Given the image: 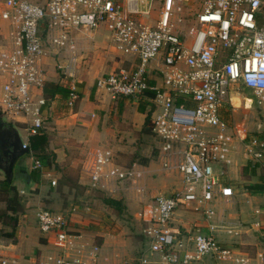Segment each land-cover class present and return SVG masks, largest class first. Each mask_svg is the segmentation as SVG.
<instances>
[{
  "label": "built area",
  "instance_id": "built-area-1",
  "mask_svg": "<svg viewBox=\"0 0 264 264\" xmlns=\"http://www.w3.org/2000/svg\"><path fill=\"white\" fill-rule=\"evenodd\" d=\"M153 0H0V19L7 29L0 38V112L8 121L24 115L28 137L42 126L49 100L41 58L62 55L57 68L68 93L65 105L73 108L79 98L76 86L78 45L75 34L92 31L99 24L110 30V46L134 59L129 68L102 73L98 88L117 101L141 98L151 102V132L157 143V160L166 172H177L182 187L143 202L139 218L147 238L139 264H254L236 254L212 234L183 232L173 225V213L181 205L211 217L207 205L217 197L226 200L233 189L225 174L235 147H240L251 166L261 170L264 186V129L247 133L226 117L235 111L234 92L251 90L264 113V0H203L195 24L177 32L183 0H162L154 27L141 19V9ZM67 55V56H66ZM148 91L153 95L149 96ZM233 91V92H232ZM238 94V95H237ZM249 105L253 106L250 96ZM249 97V98H248ZM240 103V100H239ZM82 172L86 185L111 194L145 192L147 167L137 161L121 163L112 149H94ZM33 168L43 169L33 158ZM54 185L52 173L44 171ZM264 192V191H263ZM258 211V210H256ZM72 214L47 208L35 213L37 225L57 255L47 254L37 264H96V256L72 255ZM5 262L2 261V264Z\"/></svg>",
  "mask_w": 264,
  "mask_h": 264
},
{
  "label": "crops",
  "instance_id": "crops-1",
  "mask_svg": "<svg viewBox=\"0 0 264 264\" xmlns=\"http://www.w3.org/2000/svg\"><path fill=\"white\" fill-rule=\"evenodd\" d=\"M0 21L1 27H3L0 29V36L3 38L2 33L6 31L7 24L2 19H0ZM75 37L78 45V53L80 54L78 56L77 66L81 69L76 83L79 98L73 108H64L58 116H55L56 118L54 117L56 122L66 124L67 129L63 133L66 134L65 138L67 139L60 142L56 147L50 148H52L55 152L56 162L64 169L65 174L71 176L73 179H76L78 184L84 186L86 185L87 179L85 176L86 174L82 172L81 165L83 164L85 150L92 149L95 145L94 143L98 142V137L106 139V141L110 140L108 143L111 144L119 132V130L114 129L118 128L116 123L118 119L116 116L119 110L112 111L110 107L114 108L116 105L121 107L122 102L120 103L118 100V102L114 100H112L113 102H110L108 100V94L101 88L97 87L96 80L100 75H102V73L112 71L117 68H129L133 64L134 59L132 57L126 58L124 55L118 53L110 46V42H108L107 37H104L102 34H98L97 31L78 32L75 34ZM53 58L54 61L58 60L59 62V59H62L63 56L56 55ZM43 64L46 65V73ZM47 65L49 66L48 58H41V67L44 71L45 82L54 81L62 84L60 75H57V72L54 73L52 71H48ZM122 99L131 101L128 98ZM59 101H65V98L63 96L56 95L49 99L48 105L44 109L47 111V114H53V112L58 109L56 102L58 103ZM53 104L56 105L53 106ZM120 114L121 113H119V115ZM144 118L145 114L138 110V102H136V110L134 115H132V119L137 121V125L135 126L136 131H134L136 135L143 124ZM137 144L138 143H136L134 151L138 147ZM113 146H115V144H113L112 147ZM141 151L143 154H147L143 147ZM237 157L239 158L237 159ZM235 159L238 161L235 162ZM145 166L149 170L144 181L146 194H152L151 197H153L158 194H170L171 192L177 190V188L171 189L168 192L158 190L161 189L162 185L158 183L159 180L157 179L163 175H165L164 177L167 179H172L176 175L174 174V171H163L157 165L153 167L151 163H148ZM250 167L252 166L245 158L242 148L235 147L231 154V162L225 174V183L230 185L233 189L232 197L228 200L223 197H217L215 203L208 204L207 207L209 205L218 206V210L215 211L212 209L214 211L212 214V216H214L213 218L212 216H206L202 212L205 216V218L201 220L200 225L202 227H192L188 223L173 225L181 229L183 232H194V228L199 231L206 227V233L212 235L214 233L216 238H219V242L221 244L232 247L236 254L248 256L250 261L254 264H264V192H251L248 188L250 185L257 183L258 177L262 176L259 168L257 169L256 176L250 175ZM49 172L52 173L51 177L54 178L53 174L55 171ZM42 177L46 180L45 182L40 183L38 191L35 193L28 192V188L26 187H29V185H26V187L23 188L22 185L19 186L22 188L20 189V192L24 194L25 198L28 200L29 208H26L18 215V220L16 226L14 227V239H16V230H18L17 236L20 238L19 236L22 235L21 231H23L24 228L26 230L27 225L37 222L35 213L37 209L40 208V204H44L45 201L48 200L47 202H49V204L55 205V203L59 201V199L55 197L56 193L50 192L48 189L47 181H51V179L46 177L44 174ZM177 177L178 180L180 178L181 184L182 180L180 175ZM1 179H3V177L0 174V180ZM54 179L56 180V178ZM158 185H160L159 188ZM181 186L182 185H180V188ZM64 187L67 188V186ZM3 206V202L0 201V208H3ZM31 207L33 208L34 214L30 213ZM210 218L212 219L209 220ZM187 225L190 227H187ZM3 227L6 231L11 230L9 225L2 224L0 221V229ZM0 238L6 240V238L1 235ZM43 238H45L44 241L41 240L42 237H40L39 241L46 244L45 246H47L46 239L51 243L50 239L46 236ZM78 243L79 242L74 241V245L80 246ZM0 245L4 247L6 243L4 241H0ZM23 247L24 245H19L17 247V251H19L20 254L17 251L14 252L10 249L5 250L4 252L0 251V260L4 261V264H16L18 259H21L26 254ZM32 247L33 248L30 251V259L34 260L36 259L35 257L37 256L36 254H38L37 252L39 250L34 246ZM74 249L78 248L74 247ZM40 258L41 256H38L37 261ZM2 261L0 264H2Z\"/></svg>",
  "mask_w": 264,
  "mask_h": 264
},
{
  "label": "rangeland",
  "instance_id": "rangeland-1",
  "mask_svg": "<svg viewBox=\"0 0 264 264\" xmlns=\"http://www.w3.org/2000/svg\"><path fill=\"white\" fill-rule=\"evenodd\" d=\"M29 1L43 4L44 1L46 0H29ZM161 1L162 0H153L149 2L147 6L142 4L139 6L141 9H144L145 7L150 9L151 13L148 15L141 16V19L146 23H148L149 25H151L152 27H154L155 25L156 18L161 6ZM202 2L203 0H183L180 3L181 11L175 12L173 15L174 21H176L177 18L181 19V22L177 23V27H176L177 32L186 33L189 27L196 23L195 15L199 10H201ZM2 28L3 27H1V21H0V29ZM92 31H97L98 34H102L104 37H107L108 42H110L111 32L105 26V24H99V26L97 28H94ZM54 56L56 55L52 53H47L45 56L42 57V59L48 58L49 61V66L47 65L48 71H52L54 73L57 72V75H61L60 70L57 68L58 60L54 61L53 58ZM125 57L128 58L130 56L126 55ZM43 67H45L44 70L46 73V65L43 64ZM80 72L81 69L77 68L76 81H78V75H80ZM231 95L235 96L232 98V101L235 105H239V107H236L235 111H227L225 113L226 117L230 121H232L235 126L241 127L248 134L253 133L254 131L260 129L263 130L264 129L263 109L256 104L255 96L253 95L251 90H247V93L245 91H241L240 95L237 94L239 96V99L238 97H236V94H234V92L231 93ZM107 96H108V100L110 102H113L110 99L109 94ZM243 96H250L253 101V106L252 105L250 106L249 105L250 100L247 98L244 99ZM130 100L131 101H128L126 99H120L118 101H120V103L122 102L121 107L120 106L118 107L117 105L114 108L110 107L112 111L119 110L116 116L118 119V121L116 122L118 128H114L119 130V132L117 133L115 140L111 143L112 145L115 144V146L112 147V145L108 143L110 142V140L106 141V139H102L101 137H98L97 139L98 142L94 143L95 145L93 146V148L85 150L83 164L81 165L82 168L85 166L86 161L90 158L89 157L90 153H92V151L97 148L113 149L116 159L119 162H123L127 164L131 161H135L132 159L131 153L134 152L136 143L138 144L140 143L139 145L137 144L138 147L139 148L143 147L147 154L150 153L151 155L152 153V158L149 163H151L153 167H155L156 165L160 167V162L157 160V157L153 155V151H152L153 149L152 144L154 145L153 138L150 135H143V137L140 136L139 138V136L134 133V131H136L135 126L137 125V121L132 119V115H134V112L136 110L137 101L133 99ZM56 104L58 106V109L55 110L53 114H47V111H45L42 116L43 119L42 125L48 136L49 148L50 147L54 148L60 142L65 141V139H67L65 138L66 134L63 133L67 129L66 124L64 123L60 124L55 121L56 119H54L55 116H58L59 113L64 108L67 107L65 105V101L62 102L59 101L58 103L56 102ZM56 104H53V106H55ZM119 113L121 114L119 115ZM3 115L4 117L7 116V114H3ZM25 119L26 116L24 115H17V118L12 119V123L15 124L19 129L20 137L21 140L23 141H27L26 132L24 129L26 127L25 124L22 123V121ZM29 154L30 153L27 152L23 154L21 157H19L21 162L19 165H17L14 168L11 178V180H13L14 182V185L17 187L19 195H24L20 192V189L26 187L27 185L25 183L26 179L24 178L25 172L33 169L32 161L33 158L36 159V155L30 156ZM238 158L239 157H237V159ZM237 159H235V162L238 161ZM138 160L140 161V158H138ZM41 162H43L42 159ZM0 174L4 179V175L1 172ZM174 174L176 175L172 179L171 178L167 179L166 177H164L165 175L160 176L157 180H159L158 183H160V185H162L163 187L161 186V189L158 190L162 192L163 191L168 192L171 189L180 188L182 182L180 184V178L178 180L177 176L179 174L175 172ZM53 175L54 178H57L56 186H58V182H59L58 179L60 174H58V172L56 171ZM20 185H22V188L19 187ZM160 185H158V188ZM120 195L122 197L121 203L123 205L120 214H115L114 212L111 211V209H109L105 204H103L98 193L87 195L79 190L76 191V195L74 197L73 196H70L69 198L65 197L63 200L59 198V201H57L55 205L40 204V207L42 208L47 207L50 210L61 212V207H65V206L67 207L68 205H70L71 201L81 204V205H77L75 210L72 211L73 213L72 217L74 221L71 224L73 225V228L77 230V231L73 230L72 233H76L80 235L79 237H76L74 239V241L79 242L78 244H80V246L73 245V247L70 250V253L72 255L79 256L81 253L83 254V257L95 255L96 264H139V257L146 251L145 248L147 247V238L144 237L142 234V223L139 218L140 217L139 213L141 211L143 202L149 200L152 194H146V192H144L143 194H137L133 190H130V191H121ZM2 201L3 200H1V202ZM85 203H88L89 208L86 207ZM208 207L215 211L218 210V206L215 205H209ZM0 210L3 211V208H0ZM202 212H203L202 207L199 210H194L193 208L187 209L179 205L175 209L172 216L173 224L178 225L181 223H188L192 227L194 226L202 227L200 225L201 220L205 218ZM30 213L31 214L33 213L32 207L30 209ZM213 217L214 216H212V218ZM212 218H210L209 220H211ZM189 225H187V227H190ZM205 228L199 230V232L203 234H207ZM196 231H197L196 228H194V232ZM17 232L18 230H16L15 232L16 239L14 240L9 238L8 239L6 238V240L0 238V241H4L6 243L4 247L0 245L1 252H4L7 249L16 252L17 247L19 245H24L23 249L26 254L21 259H18L16 264H37L38 256L44 257L47 254L57 255L60 253L59 248L55 247L52 243L47 241V239H46L47 246H45L46 244L39 241L40 237H42L41 240L44 241L45 238L43 237L46 236V234L40 231L37 222L31 225H27L26 230L24 228L23 231H21L22 235L19 236L20 238H18ZM213 236L216 238L214 233ZM216 239L219 240L218 237ZM32 246L38 248L39 250L38 252L36 251L38 254H36L37 256L35 257L36 259L34 260L30 259V255H31L30 251L33 248ZM74 247L78 249H74ZM17 252L19 253V251ZM1 261L2 260H0V263ZM190 264H210V261L209 260H205L202 262L197 261V262H191Z\"/></svg>",
  "mask_w": 264,
  "mask_h": 264
},
{
  "label": "trees",
  "instance_id": "trees-1",
  "mask_svg": "<svg viewBox=\"0 0 264 264\" xmlns=\"http://www.w3.org/2000/svg\"><path fill=\"white\" fill-rule=\"evenodd\" d=\"M42 90L44 97L47 98L48 100L56 95L63 96L65 98L68 93V90L64 85L54 81H46L43 84ZM146 94H148L149 96L153 95V93L150 91H148V93ZM128 99L131 98L129 97ZM152 105L153 104L151 102L146 101L145 99L142 98L138 101V110L145 114V118L140 130L137 132V135L139 136V138L140 136L143 137V135H150L153 138L154 145L152 144V148H153L152 151H153V155L157 157L158 155L157 143L150 128V119L153 111ZM28 148H29L30 156L36 155V159L43 160L42 162L43 169L33 168L25 172V177H24L26 179L25 183L29 185L28 192L31 193L37 192L40 183L45 182L46 179L42 177L44 171H52V172L57 171L58 174H60L58 179L59 181L58 186H56L57 182L54 185H52L50 180L47 181L49 191L56 193L55 196L56 198L58 199L61 198L63 200L65 197L68 198L70 196L74 197L76 195L77 190L82 191L87 195L98 193L103 204H105L109 209H111L112 212H114L115 214L121 213L123 205L121 203L122 197L120 193L111 194L102 189L90 188L87 185L81 186L77 183L76 179H73L71 176L65 174L64 169L61 168L59 163L56 162L55 152L51 148H49L48 136L45 129L43 128V125L40 127V129H38L36 133L29 135ZM141 149L139 147L136 148V150L132 153V159L143 165H147L152 158V153L151 155L150 153L143 154ZM138 158H140V161L138 160ZM249 172L250 175L256 176L257 167L256 166L250 167ZM261 178L262 177L259 176L258 182L248 187L251 192L264 191V186L261 183L262 181L260 180ZM64 186H67V188ZM1 200H3L2 202H4V207H3V211L0 210V221L2 224L9 225L11 230L6 231L5 228H2L0 229V235L3 236L4 238H11L14 240V227L16 226L18 215L26 208H29L28 200L25 198L24 195L18 194L17 187L14 185L13 180L8 182L5 179L0 180V201ZM47 201H45L44 204H49V202ZM85 204L86 207L89 208L88 203ZM77 205H81V204L71 201L70 205H68L67 207L65 206L66 208L61 207V211L66 212L67 215L71 214L72 211L75 210Z\"/></svg>",
  "mask_w": 264,
  "mask_h": 264
},
{
  "label": "water",
  "instance_id": "water-1",
  "mask_svg": "<svg viewBox=\"0 0 264 264\" xmlns=\"http://www.w3.org/2000/svg\"><path fill=\"white\" fill-rule=\"evenodd\" d=\"M0 123L8 126L5 137L10 150L9 161L5 167H0V172L4 175V179L9 182L11 181L13 167L17 158L29 152V148L28 146L23 147L19 129L15 124H10V122L6 118L4 119V117L0 118Z\"/></svg>",
  "mask_w": 264,
  "mask_h": 264
},
{
  "label": "flooded vegetation",
  "instance_id": "flooded-vegetation-1",
  "mask_svg": "<svg viewBox=\"0 0 264 264\" xmlns=\"http://www.w3.org/2000/svg\"><path fill=\"white\" fill-rule=\"evenodd\" d=\"M1 117H4V115L0 113V118ZM4 119H5V117H4ZM11 123L12 122H10V124ZM7 129H8L7 125L0 123V167H2V168L5 167L6 164L8 163L9 155H10L9 145L6 142V137H5ZM20 162H21L20 158H17L13 169L17 165H19Z\"/></svg>",
  "mask_w": 264,
  "mask_h": 264
}]
</instances>
